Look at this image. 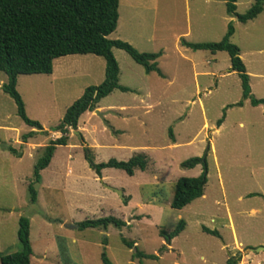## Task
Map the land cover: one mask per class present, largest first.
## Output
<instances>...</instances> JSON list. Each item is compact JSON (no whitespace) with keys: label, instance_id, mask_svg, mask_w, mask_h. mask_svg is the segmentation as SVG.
<instances>
[{"label":"rangeland","instance_id":"1","mask_svg":"<svg viewBox=\"0 0 264 264\" xmlns=\"http://www.w3.org/2000/svg\"><path fill=\"white\" fill-rule=\"evenodd\" d=\"M117 1L118 25L107 38H126L131 44L123 42L141 53L160 52L156 64L163 78L145 74L112 48L118 84L128 91L113 90L97 103L100 110L94 108L101 118L87 112L79 117L77 130L67 129L66 145L55 148L38 183L32 180L33 165L42 148L61 136L52 128L86 87L103 80L104 60L64 56L53 61L50 76L18 78L25 115L43 132L25 125L0 89V253L19 250L17 219L24 217L30 264H102L101 252L111 264H224L230 256L239 257L237 264H264V105L255 108L241 100L225 52L180 45L181 40L217 42L231 23L229 41L239 49L250 95L264 98V1L261 12L243 24L225 13L222 1ZM253 1L236 0L235 13H245ZM0 80L5 82L1 71ZM238 101L240 107H227ZM29 131L34 135L21 142ZM6 145L20 157L8 153ZM206 145L203 196L180 210L170 208L175 181L201 171L200 165L186 169L180 163L203 156ZM85 149L95 164L143 154L146 169L127 176L105 168L98 177L88 167ZM28 184L35 192L33 203ZM108 216L123 226L108 225L104 231L63 227ZM180 220L184 228L169 243L159 236Z\"/></svg>","mask_w":264,"mask_h":264},{"label":"trees","instance_id":"2","mask_svg":"<svg viewBox=\"0 0 264 264\" xmlns=\"http://www.w3.org/2000/svg\"><path fill=\"white\" fill-rule=\"evenodd\" d=\"M224 3L225 13L235 17L239 23H245L254 19L262 10L264 0H254L245 13H235L236 0H216ZM117 0H0V71L4 73L6 81L0 87L15 105V112L19 119L28 127L41 130L39 124L26 117L21 97L15 89L17 75L49 74L52 70V61L67 55H94L104 60L103 80L95 86L86 87L79 98L71 103L65 110L59 123L52 128L53 132H59L60 137L49 141L36 159L32 169V180L38 183L40 171L47 167L57 146L66 144L67 129L75 130L78 117L85 111H93L100 99L109 95L113 90L127 92L128 89L118 84V66L114 60L111 49L123 51L134 63L141 66L145 74L154 72L158 77L163 74L158 69L156 59L160 52L141 53L131 45L120 40L107 38L116 27ZM233 33L231 23L226 25V30L217 42L190 43L184 40L180 45L190 50H207L210 53L225 52L228 57L229 70L237 75L240 86L241 100H248L250 106L255 107L264 104V100L255 99L250 95L249 77L244 65L239 58V49L229 41ZM242 105L241 101L227 107ZM224 115L216 121L218 127ZM170 129H168V135ZM33 131L21 135V142L32 137ZM8 153L20 157V154L11 146L3 147ZM208 151L206 145L203 156L191 157L180 163V167L191 169L200 165L201 171L195 177L178 178L173 186V196L170 208L180 210L191 201L200 198L206 183L205 155ZM87 149L84 156L88 167L100 177V171L105 168H113L123 171L127 176H132L134 170L146 169V157L143 154L131 156L126 161L109 159L106 162L93 163L89 158ZM30 203L35 201V192L31 184L27 185ZM124 198L123 202L126 203ZM123 222L108 216L94 220H84L77 223L78 229L101 228L108 225L123 226ZM184 228V222L178 221L169 233L159 231V236L169 241L177 236ZM202 232L217 237L215 230L202 228ZM29 223L24 217L17 219L16 239L19 250L12 254L0 253V264H30L31 247L29 244ZM128 248L132 243L124 242ZM137 256L154 258L153 256ZM102 264H111L104 252L100 254ZM238 256H230L224 264H237Z\"/></svg>","mask_w":264,"mask_h":264},{"label":"crops","instance_id":"3","mask_svg":"<svg viewBox=\"0 0 264 264\" xmlns=\"http://www.w3.org/2000/svg\"><path fill=\"white\" fill-rule=\"evenodd\" d=\"M130 13V12H129ZM116 25H118V17H117V23H116ZM117 27V26H116ZM115 27V28H116ZM121 40H123V41H127L128 43H130L131 44V41H129V40H127L126 38H120ZM90 55V54H89ZM67 56H69V55H67ZM62 57H64V56H62ZM60 58V57H59ZM56 59H58V58H56ZM56 59H54V60H56ZM53 60V61H54ZM53 61H52V65H53ZM159 69V68H158ZM51 72H52V70H51ZM52 73H49V74H28V75H22V74H20V75H17V77H16V83H17V80H18V78H27V80H30V78H32L31 76H42V75H44V76H50ZM5 81H6V78H5ZM249 82V81H248ZM5 83V82H4ZM1 80H0V87L2 86V84H4ZM16 84H15V89H16ZM255 99H262V100H264V98H262L261 96L260 97H258V98H255ZM247 100V99H246ZM248 101V100H247ZM248 103H249V101H248ZM250 105V104H249ZM262 105H264V104H259V105H257V106H255V108L256 107H260V106H262ZM95 107H97L98 108V110H100V108L98 107V105L96 104L95 105ZM87 112H89V114L90 115H95L94 114V112L93 111H85V112H83L81 115H83V114H85V113H87ZM80 115V116H81ZM79 116V117H80ZM79 117H78V119H79ZM78 119H77V121H78ZM263 120H264V117H263ZM264 124V123H263ZM238 127H243V122H239L238 123ZM78 129V127H77V123H76V130ZM37 131H39V132H43V130L41 129V130H37ZM34 135V134H33ZM31 138V137H30ZM67 143V142H66ZM66 145V144H65ZM101 163V162H100ZM195 167V166H194ZM123 172V171H122ZM141 172H143V171H141ZM100 174H101V171H100ZM202 196H203V194H202ZM201 196V197H202ZM115 218V217H114ZM77 223H79V222H71L70 223V225H72V226H75V227H73V228H66L65 226H63L64 228H66V229H78V227H77ZM108 227V226H107ZM106 227V228H107ZM101 229V228H100ZM103 230V229H102ZM105 230V229H104ZM103 230V231H104ZM30 260V259H29Z\"/></svg>","mask_w":264,"mask_h":264},{"label":"water","instance_id":"4","mask_svg":"<svg viewBox=\"0 0 264 264\" xmlns=\"http://www.w3.org/2000/svg\"><path fill=\"white\" fill-rule=\"evenodd\" d=\"M95 115H97L99 118L102 117V113L98 112L97 110H94L93 111ZM120 197H122V194L120 191L118 190H114ZM66 228H73L75 226H72V225H64ZM258 249H263L262 247L258 248ZM258 249H251V248H248L247 251H250V252H256Z\"/></svg>","mask_w":264,"mask_h":264}]
</instances>
